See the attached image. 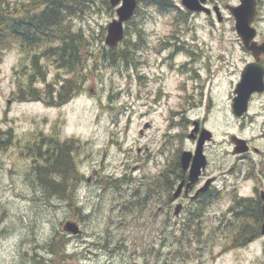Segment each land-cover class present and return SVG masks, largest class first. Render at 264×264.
Here are the masks:
<instances>
[{"label": "rangeland", "instance_id": "obj_1", "mask_svg": "<svg viewBox=\"0 0 264 264\" xmlns=\"http://www.w3.org/2000/svg\"><path fill=\"white\" fill-rule=\"evenodd\" d=\"M6 1L16 7L28 5L29 0ZM173 1L177 7L170 5L160 11L149 0H142L133 18L125 23L130 37L135 27L143 28L141 38H133L136 46L131 59L108 64L100 52L105 47V27L115 17L114 7L107 0H81L83 4L68 17V23L69 32L82 37L85 74L79 78L81 90L59 106L48 105L44 99L19 97L18 87L28 83L32 51L26 52L16 43L0 55V135L8 138L0 146V264H28L24 259L34 257H52L57 260L55 264H264L259 241L224 249L215 235H206L204 243L192 246L177 259L166 255L169 247L165 246L157 259L151 249L156 235L152 228L166 224L165 219L152 218L148 211L138 213L135 204L124 209L122 219L117 218L112 211L121 197L113 189L96 184L99 177L110 175L115 183L114 178L119 180V191L128 195L138 179H147L142 175L152 177L154 163L162 158L159 152L168 154V148L184 146L185 96L203 82L204 75L209 76L204 80V90L226 99L233 74L225 66L229 62L233 66L242 55L233 17L221 3L222 21L214 14L183 12L185 21L175 24L181 4ZM259 14L264 25V0ZM37 52L41 55L40 50ZM38 61L46 67V81L59 72L60 86L63 77H69L53 59L42 54ZM196 69L200 76L191 79ZM42 85L36 78L35 87ZM144 122L150 123L146 129ZM51 136L57 144L68 140L81 177L72 196L78 209L74 215L69 198H38L32 179L31 149L39 145L46 148V138ZM218 137L223 138L221 134ZM67 220L75 221L82 232L67 234L62 229ZM59 231L67 238L64 250L69 256L64 259L59 250H52L56 244L51 242L59 238ZM166 237L169 239L170 234ZM107 238L117 249L111 250L113 244L107 248L109 252L96 248L108 242ZM140 253L147 259L138 257Z\"/></svg>", "mask_w": 264, "mask_h": 264}, {"label": "flooded vegetation", "instance_id": "obj_2", "mask_svg": "<svg viewBox=\"0 0 264 264\" xmlns=\"http://www.w3.org/2000/svg\"><path fill=\"white\" fill-rule=\"evenodd\" d=\"M50 1L56 2L59 18V0H29L28 14L31 16L43 10ZM167 1L177 7L173 0ZM261 1L255 0L256 11L251 21L255 33L249 45L254 49L245 48L233 25L242 55L237 57L234 67L229 61L225 66L233 74L226 99L215 98L211 91L204 90V80L209 77L204 75L203 82L196 83L192 93L185 96L184 146L177 150L168 148V154L159 152L162 158L154 163L152 177L137 180L134 190L140 199L136 204L137 212L148 211L152 218L162 216L165 219L166 224L152 228L156 235L151 249L157 259L165 246L169 247L166 255L177 259L179 254H187L192 246L204 243L202 239L206 235H215V240H222L224 249L246 247L257 241L264 247L261 236L264 220V25L259 14ZM221 3L225 8L230 4L223 0H205L206 10L199 13L216 16L215 7L222 13ZM154 4L159 9V4ZM178 9L185 14L196 13L182 6ZM194 54L198 53L195 51ZM208 71H211L210 67ZM197 75L200 76V72L196 69L190 78L196 79ZM182 152H185L184 166L180 162ZM143 181L150 183L142 185ZM74 212L77 214L78 209ZM78 227L79 232L74 235L82 232ZM166 232L170 233L169 239L162 235ZM109 246L108 242H103L96 248L107 250ZM171 246L177 247L176 251ZM140 255L147 259L145 253L138 257ZM24 260L28 264H55L57 261L52 257Z\"/></svg>", "mask_w": 264, "mask_h": 264}, {"label": "trees", "instance_id": "obj_3", "mask_svg": "<svg viewBox=\"0 0 264 264\" xmlns=\"http://www.w3.org/2000/svg\"><path fill=\"white\" fill-rule=\"evenodd\" d=\"M149 1L158 3L160 11H165L170 6L167 0ZM80 4H83L81 0H59L58 18L55 1L46 2L43 10L30 16L27 4L21 3L20 6L11 7L9 1L0 0V55L16 43L26 52L32 51L28 83L18 87L20 98L44 99L48 105L59 106L65 103L74 92L81 90L79 78L85 74L84 59L80 52L83 41L79 33L71 34L69 32L70 21L68 23V17L75 14ZM185 19L186 16L181 11L175 13V24L182 23ZM142 31L141 25L135 27L134 36L130 37V31L126 29L124 39L115 47L105 46L100 52V57L109 60L108 64H113L116 59L128 62L136 46L133 38L137 36L140 39ZM56 41H59V44L54 45ZM37 50L41 51V55ZM42 54L53 59L61 69H66L64 71L69 72V77H63L60 86L59 69L56 70L58 72L55 74L56 79L46 81V67L39 64L38 61ZM96 56L94 55V57ZM88 68L91 70V67ZM36 78L43 82L41 88L35 87ZM6 132L10 133V130ZM46 141L48 143L46 148L39 145L31 149L32 152H30L33 156L32 179L35 181L38 198L47 201L52 196L61 199L69 198L71 200V215H74L73 212L77 208L72 196L75 183L81 177L78 178L72 155L73 150L68 140L59 141L57 144L54 137L51 136L46 138ZM6 143L7 141L0 142V146ZM100 184L104 186L113 184L120 193V187L107 177H101ZM120 204H129V200L121 198ZM66 242L67 238L60 231L59 238L51 242L56 244L52 250H59V256L63 259L69 256L64 250Z\"/></svg>", "mask_w": 264, "mask_h": 264}, {"label": "water", "instance_id": "obj_4", "mask_svg": "<svg viewBox=\"0 0 264 264\" xmlns=\"http://www.w3.org/2000/svg\"><path fill=\"white\" fill-rule=\"evenodd\" d=\"M139 0H109L112 7H115L116 17L110 20L106 25V34L104 37V44L109 47L116 46L124 37V23L127 22L134 13L135 7ZM181 4L189 11L200 12L206 10L203 5L205 0H180ZM121 3L119 6L118 4ZM227 9L234 18V28L238 34L241 42L246 49H254L249 45L252 37L254 36V28L251 26V21L255 15L256 2L255 0H239L236 5H227ZM217 20L222 19V15L219 12L218 7H215ZM245 74V70L242 72V77ZM242 82V80H241ZM239 83V85L241 84ZM150 126L149 122L143 124V129ZM140 130V133L143 131ZM180 162L182 166L185 164V152L181 153ZM63 230L69 233L75 234L79 232L78 225L71 220L64 222ZM261 234L264 237V220L261 225ZM264 250V247H263Z\"/></svg>", "mask_w": 264, "mask_h": 264}, {"label": "bare ground", "instance_id": "obj_5", "mask_svg": "<svg viewBox=\"0 0 264 264\" xmlns=\"http://www.w3.org/2000/svg\"><path fill=\"white\" fill-rule=\"evenodd\" d=\"M28 6V5H27ZM34 14V13H33ZM1 136V135H0ZM0 139L2 140V141H0L1 143H4V142H6V140H8V138H7V136L6 135H3V136H1L0 137ZM142 178H148V175H146V174H144V175H142L141 176ZM107 178H109L110 180H113L112 178H111V176L109 175ZM79 180L80 179H78V181H77V184L76 185H78V182H79ZM139 180V179H138ZM100 181H101V178L99 177L97 180H96V184H99V185H101L100 184ZM147 183H150V181H143L142 182V185H146ZM117 184V186L118 187H122L119 183H116ZM107 188H109V189H113L114 191H116V194L119 196H121V198L123 199V200H125V199H127V200H129V204H120V201L117 203L118 204V207H117V209L115 210V211H112V214L113 215H115L117 218H123V215H124V209H126V208H128V207H132L134 204L136 205L137 204V202H139V198H138V194L135 192V191H133V190H130V193L128 194V195H123V192H120V193H118V190H117V188L116 187H114V185L113 184H108V185H105ZM101 196V195H100ZM115 209V208H114ZM113 209V210H114ZM93 215H94V213H93ZM121 221V220H120ZM166 226H169V224H167ZM167 234H170L169 232H166V236H167ZM261 236H262V238H264L263 237V235L261 234ZM105 241H108V243H109V245H110V247H111V245H112V247H111V250H114L115 248L117 249V245H115L114 243H112V242H110V240H109V238H107ZM109 247V248H110ZM111 250H108V251H111ZM99 254V253H98Z\"/></svg>", "mask_w": 264, "mask_h": 264}]
</instances>
